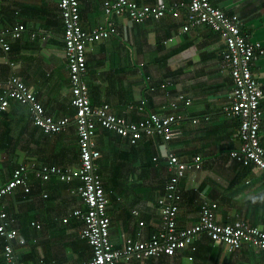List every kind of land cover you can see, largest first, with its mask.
Returning a JSON list of instances; mask_svg holds the SVG:
<instances>
[{"label": "crops", "instance_id": "1", "mask_svg": "<svg viewBox=\"0 0 264 264\" xmlns=\"http://www.w3.org/2000/svg\"><path fill=\"white\" fill-rule=\"evenodd\" d=\"M107 1L114 0H79L85 30L91 32L112 22L118 31L88 46L84 81L92 105L109 103L113 113L135 121L144 113L176 116L171 125L176 133L168 140L155 132L134 145L98 128L95 139L101 156L96 160V170L109 200L114 246L122 249L127 239H150L152 233L162 231L158 199L171 175L167 150L183 162L201 158V167L188 169L180 180L179 228L197 223L201 205L208 201L218 203L219 223L243 220L264 229V170L229 155L240 146V122L225 110L231 104L234 82L222 60L226 46L221 34L209 25L185 31L190 0H133L140 5H168L165 16L141 23L127 15L106 13ZM58 2L0 0V34L25 26L19 37L6 36L10 50L0 47V81L7 82L12 74L19 76L55 119L75 114ZM211 3L227 15H237L247 38L264 47V0ZM252 69L264 91V53ZM181 95H187L190 103ZM142 100H146L144 113L130 109ZM261 109L259 135L264 146V94ZM23 163L79 166L75 123L48 135L33 123L29 105L11 100L9 108L0 113V185ZM29 184V192L20 186L3 198L11 227L25 241L17 242L23 264H77L88 260L93 248L81 237L84 221L72 214L75 209H85L77 193L80 180L66 182L51 177L41 181L30 174ZM68 216V222H64ZM194 247L179 249L172 256L123 258L118 264H264V250L248 244L229 251L203 234ZM3 253L0 236V264H7Z\"/></svg>", "mask_w": 264, "mask_h": 264}, {"label": "built area", "instance_id": "2", "mask_svg": "<svg viewBox=\"0 0 264 264\" xmlns=\"http://www.w3.org/2000/svg\"><path fill=\"white\" fill-rule=\"evenodd\" d=\"M58 6L64 24V53L69 69L72 93L70 102L75 108L74 116L54 119L46 112L36 92L14 74L7 82L0 81V113L7 110L11 100L14 99L29 105L34 124L48 135L66 130L71 123H75L80 163L77 167L23 163L13 170L10 179L0 185V236L4 240L3 254L6 263L23 264L17 253V242L24 244L25 241L20 240L18 230L11 227L3 198L20 186L29 192L30 174L41 181H48L51 177L66 182L73 179L80 180L77 193L85 209H75L72 214L84 221L81 237L89 240L93 246V255L77 264H118L121 258L171 256L179 248H187L191 245L195 248V241L203 234L214 242L225 245L229 251L238 250L244 244L264 250V229L243 220L219 223L216 219L217 202L203 201L198 222L186 228H179L177 220L182 199L180 180L188 169L201 167V158L196 157L192 162H183L175 153L168 150L166 154L171 175L166 180L164 194L158 199L163 218L162 231L152 233L150 239H127L122 249L114 247L110 239L111 221L107 212L109 200L101 175L96 170V160L101 156L95 139L97 127L100 125L119 134L130 144H136L144 135L155 132L163 134L168 140L176 133L171 129L176 116L144 113L146 100L130 108H136L137 111L144 113V116L136 121L115 115L108 103L92 105L89 87L84 81V76L88 72L87 49L93 42L117 34V28L110 22L88 32L81 25L79 0H59ZM168 10V5L164 2L140 5L133 0H114L105 4L106 13L127 15L138 23L161 18L168 13ZM186 12L188 20L184 27L185 31L201 25H209L221 34L227 44L223 51V63L231 71L234 86L231 104L225 110L240 122L238 128L240 146L232 149L229 155L242 164H253L264 170V146L259 136L262 116L259 100L263 90L252 69L254 61L264 53V47L260 43H252L248 40L242 32L241 20L237 15H227L223 10L215 7L211 0H190ZM24 30L25 26L19 25L2 32L0 47L4 51L10 50L6 36L19 37ZM180 98L186 100V103L191 101L185 95H181ZM172 106L177 107V103L173 102ZM69 217H65L64 222H68Z\"/></svg>", "mask_w": 264, "mask_h": 264}, {"label": "bare ground", "instance_id": "3", "mask_svg": "<svg viewBox=\"0 0 264 264\" xmlns=\"http://www.w3.org/2000/svg\"><path fill=\"white\" fill-rule=\"evenodd\" d=\"M262 97H263V95H262ZM261 97V98H262ZM261 98H260V102H259V107H260V109H261ZM261 111H262V109H261ZM263 113V112H262ZM160 115V114H159ZM162 116V115H161ZM167 116V115H166ZM262 117V116H261ZM55 119V118H54ZM59 119V118H58ZM176 120V119H175ZM175 122V121H174ZM34 123V122H33ZM37 126V125H36ZM260 126H261V124H260ZM260 131V130H259ZM163 135V134H162ZM164 136V135H163ZM260 136V135H259ZM74 216V215H73ZM77 217V216H76ZM161 217H162V215H161ZM110 221H111V219H110ZM162 224H163V218H162ZM110 228H111V223H110ZM177 230H178V227H177ZM110 233H111V230H110ZM85 240H87L88 242H89V240L87 239V238H84ZM89 244L91 245V243L89 242ZM114 245V244H113ZM92 246V245H91ZM115 247V246H114ZM92 248H93V246H92ZM116 248V247H115ZM179 249H184V248H179ZM179 249H177V250H179ZM176 250V251H177ZM176 251H175V253H176ZM135 258H137V257H135ZM142 258H145V257H142ZM121 259H123V258H121ZM23 263V262H22Z\"/></svg>", "mask_w": 264, "mask_h": 264}, {"label": "trees", "instance_id": "4", "mask_svg": "<svg viewBox=\"0 0 264 264\" xmlns=\"http://www.w3.org/2000/svg\"><path fill=\"white\" fill-rule=\"evenodd\" d=\"M242 29V28H241ZM244 34V33H243ZM247 37V36H246ZM249 40V39H248ZM225 42V41H224ZM225 46L227 47V44H226V42H225ZM226 47H225V49H226ZM222 60H223V53H222ZM227 67V66H226ZM228 68V67H227ZM256 77V76H255ZM257 78V77H256ZM258 80V79H257ZM259 86H260V88L262 89V86H261V84L259 83ZM263 90V89H262ZM90 92V91H89ZM263 94H264V91H263ZM186 98H188L187 97V95L185 96ZM186 101V100H185ZM109 104V103H108ZM110 105V104H109ZM111 107V106H110ZM115 114V113H114ZM115 115H117V114H115ZM117 116H121V115H117ZM122 117H124V116H122ZM98 128H103L104 130H108V131H110V132H112V133H115V132H113V131H111V130H109V129H107V128H104V127H101L100 125L97 127V131H98ZM115 134H117V133H115ZM117 135H119V134H117ZM120 136V135H119ZM121 137V136H120ZM135 145V144H134ZM172 256V255H171Z\"/></svg>", "mask_w": 264, "mask_h": 264}, {"label": "rangeland", "instance_id": "5", "mask_svg": "<svg viewBox=\"0 0 264 264\" xmlns=\"http://www.w3.org/2000/svg\"><path fill=\"white\" fill-rule=\"evenodd\" d=\"M70 78V77H69Z\"/></svg>", "mask_w": 264, "mask_h": 264}]
</instances>
